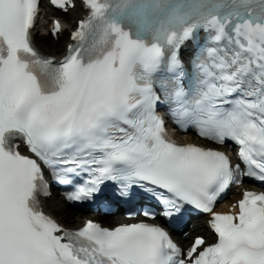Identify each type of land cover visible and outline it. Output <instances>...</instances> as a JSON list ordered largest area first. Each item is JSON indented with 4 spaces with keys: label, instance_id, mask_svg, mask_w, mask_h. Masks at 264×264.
Returning <instances> with one entry per match:
<instances>
[{
    "label": "snow or ice",
    "instance_id": "obj_1",
    "mask_svg": "<svg viewBox=\"0 0 264 264\" xmlns=\"http://www.w3.org/2000/svg\"><path fill=\"white\" fill-rule=\"evenodd\" d=\"M82 4L56 60L33 44L39 0H0V264H264V191L215 210L245 177L264 183V0ZM66 26L53 20V36ZM168 121L208 144L176 142ZM46 172L73 204L177 231L207 214L215 242L184 247L145 220L65 227L44 211Z\"/></svg>",
    "mask_w": 264,
    "mask_h": 264
},
{
    "label": "bare ground",
    "instance_id": "obj_2",
    "mask_svg": "<svg viewBox=\"0 0 264 264\" xmlns=\"http://www.w3.org/2000/svg\"><path fill=\"white\" fill-rule=\"evenodd\" d=\"M79 7H76L74 11H72L70 13V17H69V21L72 19H75L76 17L78 18L80 9H78ZM66 21V20H65ZM69 22L66 21V25H68ZM34 41L36 43V47L39 48L40 51H42L43 53H45L46 55H52V56H61L64 53V49H62L63 51L61 52V44L60 46L57 45L55 42H53V40H50L47 35H40V34H35L34 35ZM64 48V47H63ZM190 138L185 137L183 140H188ZM47 205V210L53 214V217H57L58 219H60V221L63 224L66 225H78L82 222L83 219L87 218L90 219L89 216H83V214H79L75 215L70 210L68 211H64L61 210L64 209V205H62V207L58 206L55 204L54 200H51L50 202H48ZM114 224H118L119 223V219H114L113 220ZM189 240L191 241V237L189 238Z\"/></svg>",
    "mask_w": 264,
    "mask_h": 264
},
{
    "label": "clouds",
    "instance_id": "obj_3",
    "mask_svg": "<svg viewBox=\"0 0 264 264\" xmlns=\"http://www.w3.org/2000/svg\"><path fill=\"white\" fill-rule=\"evenodd\" d=\"M180 0H161L162 5H165L166 7H172L173 5L179 4ZM125 27H134L131 25H125Z\"/></svg>",
    "mask_w": 264,
    "mask_h": 264
},
{
    "label": "rangeland",
    "instance_id": "obj_4",
    "mask_svg": "<svg viewBox=\"0 0 264 264\" xmlns=\"http://www.w3.org/2000/svg\"><path fill=\"white\" fill-rule=\"evenodd\" d=\"M63 50H62V47H61V52H62ZM72 211V210H71ZM72 212H75V211H72ZM76 215H78V213L76 214Z\"/></svg>",
    "mask_w": 264,
    "mask_h": 264
}]
</instances>
